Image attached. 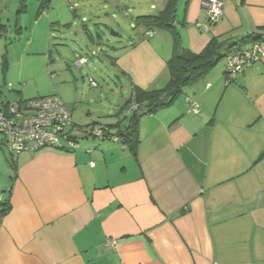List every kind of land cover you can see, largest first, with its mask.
<instances>
[{"label": "crops", "instance_id": "0c3cea01", "mask_svg": "<svg viewBox=\"0 0 264 264\" xmlns=\"http://www.w3.org/2000/svg\"><path fill=\"white\" fill-rule=\"evenodd\" d=\"M167 1L101 0L92 16L90 0H50L41 14L50 11L49 30L83 31L93 45L97 26L132 18L135 27ZM222 1L223 17L210 22L204 0H178L174 24L191 52L264 27V0ZM134 33L112 59L128 81V98L132 82L146 90L167 84L173 52L168 31ZM226 64L170 108L141 119L136 156L90 138L72 152L21 153L14 171L0 153V202L11 206L0 213V264H264V57L230 84ZM70 109L77 129L97 122Z\"/></svg>", "mask_w": 264, "mask_h": 264}, {"label": "rangeland", "instance_id": "374dc122", "mask_svg": "<svg viewBox=\"0 0 264 264\" xmlns=\"http://www.w3.org/2000/svg\"><path fill=\"white\" fill-rule=\"evenodd\" d=\"M121 1L126 4L128 0ZM100 2L90 0L87 9L92 16L99 13V6L105 5H99ZM41 3L42 0H0V22L8 29L0 38L1 95L13 102L59 94L70 108L79 110L75 118L85 120L91 115L94 121L111 124L109 120L119 110L111 107L113 101L122 102L129 96L128 81L115 69L112 59L136 39L133 19L119 18L117 23L97 26L98 30L91 31L95 43L91 45L86 43L83 31L77 34L60 28L49 30L50 11L39 14ZM18 27L22 28L20 33ZM6 55L9 65L5 71ZM80 58L86 59L83 69L75 66ZM91 79L97 87L92 86ZM64 89L70 94L63 93ZM100 113L108 115L97 119ZM74 136L79 138L80 145L87 142L85 127L75 128ZM0 153L10 156L1 148Z\"/></svg>", "mask_w": 264, "mask_h": 264}, {"label": "trees", "instance_id": "16d2710c", "mask_svg": "<svg viewBox=\"0 0 264 264\" xmlns=\"http://www.w3.org/2000/svg\"><path fill=\"white\" fill-rule=\"evenodd\" d=\"M49 4L50 0H42L39 14L48 8ZM177 5L178 0H168L165 8L158 14L138 17L134 27V30L140 27L144 28L148 36L150 34L153 36L154 32L160 31H168L171 33L173 38V52L171 58L167 62L170 73V79L167 84L161 89L146 90L132 82L130 97L119 107V110L115 114V117L119 119L118 122L115 124H101L99 122L90 124L88 126L90 130H85L86 139H97V141H99L97 144L102 142L122 144L129 148L133 155L136 156L140 143L139 123L142 118L170 108L184 94L185 90L194 84V82L214 70L223 60H227L231 54L242 50L243 46L253 43L261 44L264 41V27H262L258 32L249 34L238 41L229 38L224 40L212 39L210 44L200 54H195L184 46L180 33L175 24H173L177 13ZM22 11H24V6ZM7 30V26L0 22V38L7 33ZM21 31L22 28L18 27L17 33ZM8 65L9 61L6 55L4 57L5 71ZM191 69H193V72L188 74V71ZM225 74L227 76V83H233L235 78L231 79L228 77L226 68ZM16 101L19 103H26L29 100L18 99ZM9 103H12V101H9L0 93V111H5ZM63 103L72 113L70 107L64 101ZM72 124V129L69 130L70 132L66 135L67 141L62 143V147H56V149L72 152L80 148L79 138L74 136L75 126L73 114ZM68 142L75 143V148L69 147ZM0 148L10 154V156H7V162L9 167L16 171V157L18 155L11 153L2 145H0ZM263 156L264 155L260 158ZM10 208L9 201L0 202V213L3 215L7 214Z\"/></svg>", "mask_w": 264, "mask_h": 264}, {"label": "built area", "instance_id": "2783aa9c", "mask_svg": "<svg viewBox=\"0 0 264 264\" xmlns=\"http://www.w3.org/2000/svg\"><path fill=\"white\" fill-rule=\"evenodd\" d=\"M203 7L210 22H217L224 15L222 0H204ZM149 36H152L150 34ZM264 57V48L259 43L243 46L239 52L227 58L226 72L229 78L244 71L247 66ZM86 60L79 59L76 65L83 68ZM92 86L97 87L92 81ZM192 112H199L198 104H190ZM0 145L11 153L19 155L24 152H38L47 148L56 149L66 142V135L72 129V113L57 95L9 103L5 111H0ZM75 148V143L68 142ZM92 168L95 163H91ZM115 242H110L114 247Z\"/></svg>", "mask_w": 264, "mask_h": 264}, {"label": "water", "instance_id": "95a60500", "mask_svg": "<svg viewBox=\"0 0 264 264\" xmlns=\"http://www.w3.org/2000/svg\"><path fill=\"white\" fill-rule=\"evenodd\" d=\"M173 24H174V22H173ZM192 72H193V69L189 70L188 74H191Z\"/></svg>", "mask_w": 264, "mask_h": 264}, {"label": "clouds", "instance_id": "9594fccd", "mask_svg": "<svg viewBox=\"0 0 264 264\" xmlns=\"http://www.w3.org/2000/svg\"><path fill=\"white\" fill-rule=\"evenodd\" d=\"M80 59H82V58H80ZM78 60H79V59H78ZM78 60H77V61H78ZM85 60H86V59H85ZM77 61H76V62H77ZM75 64H76V63H75ZM85 64H86V63H85ZM85 64H84V66H85ZM83 68H84V67H83Z\"/></svg>", "mask_w": 264, "mask_h": 264}]
</instances>
